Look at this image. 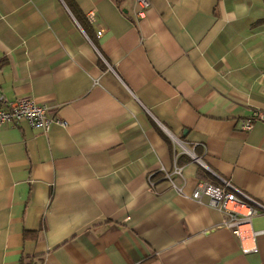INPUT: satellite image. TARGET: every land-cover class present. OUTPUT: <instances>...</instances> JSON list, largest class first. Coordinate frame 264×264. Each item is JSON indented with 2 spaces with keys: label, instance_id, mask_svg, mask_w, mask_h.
<instances>
[{
  "label": "crops",
  "instance_id": "0c3cea01",
  "mask_svg": "<svg viewBox=\"0 0 264 264\" xmlns=\"http://www.w3.org/2000/svg\"><path fill=\"white\" fill-rule=\"evenodd\" d=\"M148 2L0 0V93L65 122L0 128V264H264L164 177L264 207V0Z\"/></svg>",
  "mask_w": 264,
  "mask_h": 264
},
{
  "label": "built area",
  "instance_id": "2783aa9c",
  "mask_svg": "<svg viewBox=\"0 0 264 264\" xmlns=\"http://www.w3.org/2000/svg\"><path fill=\"white\" fill-rule=\"evenodd\" d=\"M133 3L136 8L135 16L138 18L144 17L145 11L149 6L148 0H133ZM100 34L99 32L98 35ZM47 112L48 109L44 105H39L27 99L10 101L0 93V128L4 125L17 126L23 120L31 127L39 128L44 132L53 124L65 126V122L50 118ZM261 118L259 113H254L250 119L240 123V129L242 131L250 130L253 122ZM173 173L180 175V170L175 168ZM164 177L171 183L177 193L190 198L198 204H202L203 198H205L209 207L224 213L225 220L222 226L237 238L241 237L242 228L248 225L254 216L264 214V207L244 195H241L243 199H240L237 196V193L240 192L228 183H225L224 186H215L208 182H198L192 193L186 196L182 189L171 180L169 173H165ZM234 204L242 205L243 211L234 209ZM253 234H264V231H258ZM242 252L246 253L249 251L242 248Z\"/></svg>",
  "mask_w": 264,
  "mask_h": 264
}]
</instances>
